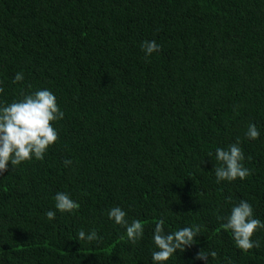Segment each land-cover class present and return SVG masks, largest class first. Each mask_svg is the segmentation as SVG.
<instances>
[{"label":"trees","instance_id":"trees-1","mask_svg":"<svg viewBox=\"0 0 264 264\" xmlns=\"http://www.w3.org/2000/svg\"><path fill=\"white\" fill-rule=\"evenodd\" d=\"M0 87V104L48 89L64 113L43 160L0 175V264H153L160 218L166 232L200 227L164 264H205L201 250L264 264V229L243 252L217 219L243 199L264 222V0H0ZM237 138L252 174L217 183L215 149ZM57 192L80 207L59 212ZM114 206L143 222L136 244Z\"/></svg>","mask_w":264,"mask_h":264},{"label":"clouds","instance_id":"clouds-1","mask_svg":"<svg viewBox=\"0 0 264 264\" xmlns=\"http://www.w3.org/2000/svg\"><path fill=\"white\" fill-rule=\"evenodd\" d=\"M141 48L146 56L160 50L155 40L144 41ZM24 79L22 72L16 73L13 83L21 82ZM3 88L0 87V93ZM64 118V113L59 108L55 95L48 89L36 90L25 94L21 92V98L11 103L0 104V175L8 170L9 162L12 166L29 161L33 157L43 160L49 146L58 140V132L52 126V122ZM247 139L255 140L260 136V132L254 123L248 125L245 133ZM211 152L208 156H212ZM216 164L213 172L216 182L240 180L250 176L251 170L244 166L245 159L240 140L229 144L226 148L217 147L215 149ZM71 160H65L64 165L70 166ZM204 163V162H203ZM55 209L61 213H71L77 210L80 205L74 201L68 193L57 192L55 197ZM231 202V197L226 198ZM48 220H54L56 211L48 210L45 213ZM127 213L119 206H114L108 210V219L115 224L122 226L126 230V238L132 244H136L144 234L143 222L133 219L131 223L126 219ZM218 220L224 221L220 227L232 233L235 246L243 252H248L260 247L258 240H253L254 233L259 229H264V222L254 217L252 205L246 200H239L233 204L227 216H218ZM164 219L160 218L155 223L152 241L155 249L151 253L153 264H164L177 250L184 251L187 246L195 242V237L199 235L200 227L185 226L174 232H166L164 229ZM125 237L122 236L121 239ZM79 241L91 243L99 239L95 229L86 233L80 229L77 233ZM209 256L214 260L218 257L215 250L205 252L201 250L195 259L205 261L208 264ZM227 264H232L230 259Z\"/></svg>","mask_w":264,"mask_h":264},{"label":"bare ground","instance_id":"bare-ground-1","mask_svg":"<svg viewBox=\"0 0 264 264\" xmlns=\"http://www.w3.org/2000/svg\"><path fill=\"white\" fill-rule=\"evenodd\" d=\"M20 204V203H19Z\"/></svg>","mask_w":264,"mask_h":264}]
</instances>
